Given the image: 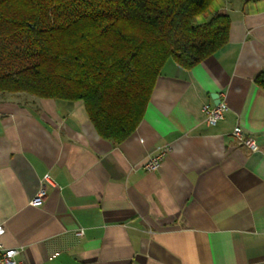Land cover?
Listing matches in <instances>:
<instances>
[{"label": "crops", "instance_id": "obj_1", "mask_svg": "<svg viewBox=\"0 0 264 264\" xmlns=\"http://www.w3.org/2000/svg\"><path fill=\"white\" fill-rule=\"evenodd\" d=\"M217 13L232 19L229 41L193 68L168 59L119 144L81 101L0 93V241L18 259L264 264V0H214L199 21ZM220 103L225 116L210 124L204 106Z\"/></svg>", "mask_w": 264, "mask_h": 264}, {"label": "trees", "instance_id": "obj_2", "mask_svg": "<svg viewBox=\"0 0 264 264\" xmlns=\"http://www.w3.org/2000/svg\"><path fill=\"white\" fill-rule=\"evenodd\" d=\"M213 1L0 0V93L81 101L119 144L168 59L193 68L229 41L230 15L198 20Z\"/></svg>", "mask_w": 264, "mask_h": 264}, {"label": "built area", "instance_id": "obj_3", "mask_svg": "<svg viewBox=\"0 0 264 264\" xmlns=\"http://www.w3.org/2000/svg\"><path fill=\"white\" fill-rule=\"evenodd\" d=\"M227 110V105L225 103H220L215 106H211L209 104L204 106V111L207 114V121L210 124H216L220 120H222L225 116V112ZM234 134L239 138V140L250 149H256L258 147L256 140L251 136L244 133L243 128L238 125L234 129ZM164 158V153L157 154L153 157L148 158L145 162V168L147 170L153 171L159 168L161 161ZM45 182H50L49 174L43 178V184L40 187L37 195L31 200V204L33 205H41L44 202V198L46 197V189ZM5 228L0 225V238L4 233ZM83 232V231H82ZM19 250L17 248L5 247L3 243L0 241V264H26L23 260L17 258V254Z\"/></svg>", "mask_w": 264, "mask_h": 264}, {"label": "rangeland", "instance_id": "obj_4", "mask_svg": "<svg viewBox=\"0 0 264 264\" xmlns=\"http://www.w3.org/2000/svg\"><path fill=\"white\" fill-rule=\"evenodd\" d=\"M209 19V18H208ZM208 19H206V20H208ZM198 20H204V19H198ZM22 94H25V93H22ZM27 96V95H26Z\"/></svg>", "mask_w": 264, "mask_h": 264}]
</instances>
